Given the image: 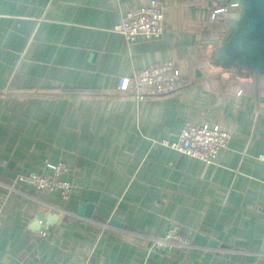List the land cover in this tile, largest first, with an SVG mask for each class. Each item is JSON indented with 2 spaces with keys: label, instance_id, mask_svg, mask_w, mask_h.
Listing matches in <instances>:
<instances>
[{
  "label": "crops",
  "instance_id": "0c3cea01",
  "mask_svg": "<svg viewBox=\"0 0 264 264\" xmlns=\"http://www.w3.org/2000/svg\"><path fill=\"white\" fill-rule=\"evenodd\" d=\"M150 1L0 0V264H264V76L210 66L224 19L209 0H157L155 39L113 31ZM165 61L175 92H117ZM192 119L231 135L210 164L164 145ZM58 163L66 200L16 180ZM40 211L56 217L44 235ZM171 222L218 245L151 252Z\"/></svg>",
  "mask_w": 264,
  "mask_h": 264
},
{
  "label": "built area",
  "instance_id": "2783aa9c",
  "mask_svg": "<svg viewBox=\"0 0 264 264\" xmlns=\"http://www.w3.org/2000/svg\"><path fill=\"white\" fill-rule=\"evenodd\" d=\"M235 9L236 5L231 3L214 9L212 14L215 19L216 16H223ZM162 10L161 2L151 0L148 4L127 12L113 31L122 35L128 42L158 38L165 29ZM180 83L181 73L178 66L171 61H165L136 71L129 77H120L116 90L122 95L141 101L148 97L173 93L179 88ZM230 141L231 135L218 126H209L192 119L184 124L177 142H166L164 145L184 156L210 164L220 151L228 147ZM257 159L264 165V155L258 156ZM51 169V176L26 174L16 176V180L40 192L58 191L62 199H68L71 184L61 179L68 167L58 163L51 166ZM41 226L44 228L42 234H47L44 232L47 229L46 225L41 223ZM193 247H195L193 242L179 234L177 226L171 222L167 233L153 240L150 250L155 253H164L171 248Z\"/></svg>",
  "mask_w": 264,
  "mask_h": 264
},
{
  "label": "water",
  "instance_id": "95a60500",
  "mask_svg": "<svg viewBox=\"0 0 264 264\" xmlns=\"http://www.w3.org/2000/svg\"><path fill=\"white\" fill-rule=\"evenodd\" d=\"M216 8L235 4L236 9L223 15L222 27L208 48V63L219 72H232L239 77L264 76V0H209ZM91 206L82 204L79 214L89 218ZM56 217L40 211L35 220L48 228ZM111 225H117L111 221ZM194 246L216 247V242L196 236ZM264 252V247L263 250Z\"/></svg>",
  "mask_w": 264,
  "mask_h": 264
}]
</instances>
